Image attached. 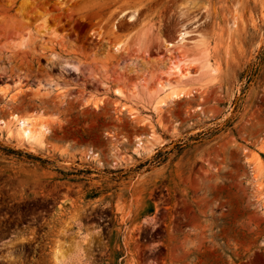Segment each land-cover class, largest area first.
<instances>
[{
	"label": "rangeland",
	"instance_id": "1",
	"mask_svg": "<svg viewBox=\"0 0 264 264\" xmlns=\"http://www.w3.org/2000/svg\"><path fill=\"white\" fill-rule=\"evenodd\" d=\"M12 114L49 133L0 129V264H264V0H0Z\"/></svg>",
	"mask_w": 264,
	"mask_h": 264
},
{
	"label": "bare ground",
	"instance_id": "2",
	"mask_svg": "<svg viewBox=\"0 0 264 264\" xmlns=\"http://www.w3.org/2000/svg\"><path fill=\"white\" fill-rule=\"evenodd\" d=\"M187 35H188L187 33H183V34L179 35L180 39L174 44V46H176L178 49H182L184 46L185 38H186L185 36H187ZM180 63L171 64V66H169L168 71L165 73V75L167 76V80L175 79L177 83H180V82L188 79L189 77H191V73L189 72L188 68H185V69L181 68ZM204 67L207 70H209L211 73H216V70L209 63L207 65H205ZM163 84L164 85L160 86V87L162 90H165L168 87L169 83L167 81H165ZM169 91H170V89H169ZM181 92H179V93L171 92L167 96H164L163 100L156 101L153 104V108H152L153 112L155 114H158L160 112V110L162 109L161 107H163L166 104V101L171 102V101H174V100L180 98L183 94ZM114 95L121 96L120 92L117 90L114 91ZM41 119L42 118L39 116H18L16 114H12L11 116L8 117V122L0 120V125H1L0 129H2L4 131V134H5L7 139L16 140V141L20 142V144H21V142H24L28 145H39V146H41L43 144V142L45 141L46 135L49 133L48 126L44 123V121L42 122ZM152 142H153V134H151V133L147 134L145 142L142 141L141 138H136V143H135V147L133 149V153L137 156L138 155L140 156L144 153L151 152V149L153 146V145H151ZM88 154L91 155L92 158H94L96 160L98 159V154H95L92 152L88 153ZM212 157L214 158V156H212ZM204 172H205V175H204L203 181H204V186H205L206 190H209V188H210L209 184L213 180L216 182V179H218V178L224 179V176L220 177L218 172H214L212 169H207ZM258 176L254 177V178L257 179ZM254 183H255V181H254ZM255 184H257V183H255ZM161 191L162 190H159L158 193H159V196L162 200V204L163 203L166 204V201H169V200H167L166 196L163 195V193ZM211 205H213V204H211ZM207 212L210 213L211 215H213L211 207L208 208Z\"/></svg>",
	"mask_w": 264,
	"mask_h": 264
}]
</instances>
